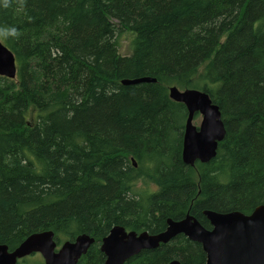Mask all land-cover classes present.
I'll return each mask as SVG.
<instances>
[{"label":"trees","instance_id":"obj_1","mask_svg":"<svg viewBox=\"0 0 264 264\" xmlns=\"http://www.w3.org/2000/svg\"><path fill=\"white\" fill-rule=\"evenodd\" d=\"M4 3L0 27L19 36L0 38L17 63L16 78L0 75V244L87 233L83 264H101L114 225L157 231L190 207L264 204V0ZM144 76L156 81L122 83ZM171 87L219 105L227 132L210 162L182 161L188 110ZM173 258L205 263L179 236L125 264Z\"/></svg>","mask_w":264,"mask_h":264},{"label":"water","instance_id":"obj_2","mask_svg":"<svg viewBox=\"0 0 264 264\" xmlns=\"http://www.w3.org/2000/svg\"><path fill=\"white\" fill-rule=\"evenodd\" d=\"M0 75L10 79L16 78L17 75L15 54L1 39ZM155 81V78L144 76L125 78L122 83L131 85ZM170 96L173 100L186 104L188 108L183 160L192 162L195 158L208 160L215 157L218 142L226 135L219 106L202 90H180L171 87ZM196 112L202 115L200 131H197L191 122ZM206 215L213 225L211 230L197 221L190 223L191 217L181 222L170 221L169 228L158 236H151L147 232L127 233L124 227L116 226L103 239L101 249L109 255L108 264H123L142 249L154 248L180 232L190 235V227H194L192 238L201 242L207 254L206 264H264V205L256 207L251 214L240 211L227 213L206 211ZM52 237V231L35 233L12 252L8 251L6 245H1L0 264H15L19 258L34 251L42 252L46 264H75L94 241V238L83 235L75 242H66L63 249L56 253L54 251L56 243ZM171 264L181 263L173 261Z\"/></svg>","mask_w":264,"mask_h":264},{"label":"flooded vegetation","instance_id":"obj_3","mask_svg":"<svg viewBox=\"0 0 264 264\" xmlns=\"http://www.w3.org/2000/svg\"><path fill=\"white\" fill-rule=\"evenodd\" d=\"M197 90H200V89H197ZM215 104H217V103H215ZM217 105H218V104H217ZM185 106H186V104H185ZM218 106H219V105H218ZM186 108H187V106H186ZM219 108H220V107H219ZM187 110H188V108H187ZM220 111H221V109H220ZM199 116H200V113H199V112H196V113L194 114L192 120H191V122L193 123V126H195V128H196L197 131H200V126H201V123H202V119H201L199 125L194 124V120L197 119ZM187 118H188V113H187ZM221 118H222V121L224 122L222 111H221ZM186 125H187V120H186ZM186 125H185V127H184V133H183V138H182V152H181V154H182V155H181V156H182V161H183L185 164H187V165L195 166V164H196L197 162H200V163H208V162H210L211 160H213V159L216 157V155H217V151H216V155H215V157H213V158H211V159H208V160H202L201 158H195L192 162H187V161H184V160H183L184 140H185V136H186V133H187V131H186ZM224 125H225V128H226V124H225V122H224ZM226 132H227V129H226ZM225 136H226V135H225ZM224 138H225V137H224ZM223 140H224V139H223ZM223 140H222V141H223ZM222 141H219V142H218L217 150H218V148H219V143H221ZM129 159H130V161H131V163H132V165H133L134 167H137V166H138L137 159H136L134 156L131 155ZM260 205H264V204H260ZM260 205L255 206L250 212H248V213H246V214H251V213L253 212V210H254L256 207L260 206ZM206 211H217V210H214V209H204V210L200 211V213H197V212H194V211H193L192 207H190V208L186 209V211H185V212L183 213V215L180 216V217H177V218H175V217H166V220H165V224H164V226H163L161 229L157 230V231H150V230H148V229H141V230H138V229L126 228V227H124V226H122V225H114V226H113V227L107 232V234H105L100 240H98V241L100 242V243H99V249H100V251H101V257H102V263H101V264H108L109 255L107 254L106 251H104V250L101 249V246H102V244H103V239H104L106 236H108L109 232H110L114 227H116V226L124 227V229H125V231H126L127 233L132 232V231H133V232H136L137 234H141V233H143V232H147V233H148L149 235H151V236H158L159 234L165 232V231L169 228V222H170V221H173V222H181V221L187 219L188 217H191V219H190V223H194L195 221H197L200 225L204 226L206 229L211 230V229H213V225L211 224L209 218L207 217V215H206ZM232 211H239V210H232ZM217 212H221V211H217ZM227 212H231V211H227ZM227 212H222V213H227ZM240 212H243V211H240ZM243 213H245V212H243ZM203 218H204L205 220H202ZM45 231H52V232H53V237H52V239H53V241L56 243V246H55V249H54V251H55L56 253L60 252V251L63 249V246L65 245L66 242H75V241L77 240V238H79L80 236L87 235V236H89V237H91V238H94L93 243H91V244L89 245V247H88V249H87L86 252H84L82 255H80V257L77 259V261H76L75 264H83L82 258H83V257L85 258V257L87 256L90 247L95 243V237H93V236H91L90 234H87V233H81V234L77 235L74 239L71 238V239L59 240V239L57 238V235L55 234V232H54L53 230H45ZM45 231L35 232V233H42V232H45ZM190 232H191V233H190ZM190 232H189L190 235L187 234V233H185V232H180V233L176 234L175 236H173L172 238H170L167 242H160L159 245H157V246L154 247V248H145V249H142L141 251H143V250H147V249H156V248H158L160 245H165V244H168V243L174 241V239L177 238V237H179V236L185 238L186 240H188V241H190V242H193V243L199 245V246L202 248V250L204 251L201 242H200L199 240H197V239L192 238V237L194 236L192 233L195 232L194 227H190ZM35 233L30 234L27 238H29L31 235H33V234H35ZM27 238H26V239H27ZM26 239H24V240H23V241H22V242H21V243L15 248V249H11L7 244H4V243H1L0 246H1V245H6L7 248H8V251H9V252H12V251L16 250V249H17V248H18V247H19V246H20V245H21ZM141 251H139L138 254H139ZM35 252L40 253V254L42 255V257H43V260H44V263H40V261H39L37 264H46L47 261H46V258L43 256L42 252H41V251H34V252H32V253H35ZM32 253H31V254H32ZM204 253H205V263H204V264H206V261H207V254H206L205 251H204ZM31 254L26 255V256H24V257H22V258H19L15 264H20V263H21V264H25V263H26V260L24 261V259L27 258L28 256H30ZM138 254H136V255H138ZM136 255H134V256H136ZM134 256H132V257H134ZM132 257H130V258H132ZM130 258H128L127 260H125V261L123 262V264H125V262L128 261ZM173 261H179L181 264H183L182 261H181L180 259H177V258H173V259H171V260L169 261L168 264H171ZM26 264H27V263H26Z\"/></svg>","mask_w":264,"mask_h":264},{"label":"rangeland","instance_id":"obj_4","mask_svg":"<svg viewBox=\"0 0 264 264\" xmlns=\"http://www.w3.org/2000/svg\"><path fill=\"white\" fill-rule=\"evenodd\" d=\"M130 35L129 33L125 34V37L123 38V45H122V53H130L129 51V46H130ZM181 90V89H180ZM202 119V115L200 114V116L194 120V124L199 125L200 121ZM193 124V123H192ZM152 189H156L155 186L152 187ZM26 260L27 264H37L39 261L40 263H44L43 257L40 253H33L30 256H28L27 258L24 259V261ZM25 263V264H26Z\"/></svg>","mask_w":264,"mask_h":264},{"label":"clouds","instance_id":"obj_5","mask_svg":"<svg viewBox=\"0 0 264 264\" xmlns=\"http://www.w3.org/2000/svg\"><path fill=\"white\" fill-rule=\"evenodd\" d=\"M4 6L7 7V0H5ZM19 36V31L15 26L0 27V38H15Z\"/></svg>","mask_w":264,"mask_h":264},{"label":"bare ground","instance_id":"obj_6","mask_svg":"<svg viewBox=\"0 0 264 264\" xmlns=\"http://www.w3.org/2000/svg\"><path fill=\"white\" fill-rule=\"evenodd\" d=\"M110 233V232H109ZM33 254V253H32Z\"/></svg>","mask_w":264,"mask_h":264}]
</instances>
